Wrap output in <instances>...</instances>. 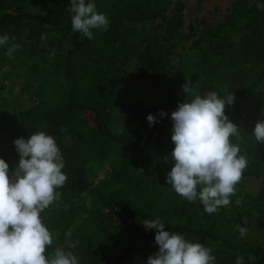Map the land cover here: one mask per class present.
Wrapping results in <instances>:
<instances>
[{
    "label": "trees",
    "instance_id": "trees-1",
    "mask_svg": "<svg viewBox=\"0 0 264 264\" xmlns=\"http://www.w3.org/2000/svg\"><path fill=\"white\" fill-rule=\"evenodd\" d=\"M36 1L43 6L31 11L0 0V34L24 22L67 34L72 47L62 63L66 92L53 108L38 95L16 112L15 121H1L2 117L0 121L13 140L46 132L55 138L64 157L67 181L57 189L61 198L41 213L43 223L55 231L47 254L60 248L71 251L79 264H147L159 246L156 230H146L143 221L158 216L165 231L187 240H210L206 247L216 264H236L238 256L243 264H264V248L243 240L236 230V225L243 226L240 218L229 219L215 234L224 207L208 214L199 199L187 201L166 180L175 163L171 113L179 103L208 91L234 94V103L225 107L229 120L239 127L231 142L236 144L240 137L245 151L260 149L258 161H250L251 172L259 173L264 143L256 141L253 129L264 120V4L251 9L236 3L227 19L230 35L214 34L210 50L190 66L176 67V83L163 90L166 62L156 37L145 36L134 43L125 26L128 20L158 16L167 0H114L98 7L110 24L106 31L93 29L92 39L72 30L71 0ZM180 17L178 7L168 25L170 38ZM188 81L193 91L186 94L182 85ZM160 110L166 115L161 117ZM149 114L156 117L151 126ZM96 159H109L105 185L95 184L89 174ZM238 194L244 197L241 191ZM241 201L245 209L254 202ZM112 204L130 221L116 224ZM260 222L264 224L263 216ZM203 223L209 225L203 227ZM69 230L71 236L66 235Z\"/></svg>",
    "mask_w": 264,
    "mask_h": 264
},
{
    "label": "clouds",
    "instance_id": "clouds-1",
    "mask_svg": "<svg viewBox=\"0 0 264 264\" xmlns=\"http://www.w3.org/2000/svg\"><path fill=\"white\" fill-rule=\"evenodd\" d=\"M68 11L73 14L72 30L88 39L93 38V29L106 31L109 27L106 14L98 12L93 2L71 0ZM0 46H7L9 57L21 47L10 43L7 34L0 37ZM182 89L186 94L193 91L189 81ZM234 100L230 91L223 96L208 91L179 103L171 113V139L175 145L171 155L175 163L166 176L167 183L187 201L199 199L208 214L231 203L230 197L235 195L236 185L248 166L239 145L231 142L239 127L225 114L226 105H232ZM159 115L166 113L160 110ZM147 120L150 126L156 123L152 114ZM253 135L257 142L264 143V120L256 123ZM13 143L20 156L15 169L10 172L8 163L0 158V264H79L71 251L56 248L47 254L53 234L43 223L41 213L61 198L57 189L67 181L62 171L65 160L55 138L39 131ZM236 204L240 205L241 200ZM143 224L146 230H156L155 242L159 246V252L150 256L147 264H216L210 248L190 242L182 234L165 231L160 217L146 219ZM236 230L241 237L248 231L241 225H236ZM71 234L69 230L66 235ZM236 264H243V258L238 256Z\"/></svg>",
    "mask_w": 264,
    "mask_h": 264
},
{
    "label": "rangeland",
    "instance_id": "rangeland-1",
    "mask_svg": "<svg viewBox=\"0 0 264 264\" xmlns=\"http://www.w3.org/2000/svg\"><path fill=\"white\" fill-rule=\"evenodd\" d=\"M114 0H86L93 2L97 9L107 7ZM16 6L27 10H37L43 5L36 0H11ZM242 2L251 9H261L264 0H167L165 8L156 17L144 20H128L126 34L134 43L142 41L143 37H156L157 45L166 71L162 77V88L168 90L176 83L175 69L180 65L190 66L204 52H208L216 37L214 34L230 35L231 28L227 25L228 15L234 5ZM180 8V25L175 27L171 35L168 25L174 21L173 15ZM237 23L236 25H238ZM35 31L39 35L35 36ZM7 34L10 43L20 44L21 47L11 57L6 55L7 46H0V119L15 121L16 112L31 104L33 99L45 97L51 108L64 98L66 84L62 72L63 58L71 49L72 43L65 33L57 32L46 27H39L32 22L12 24L4 30L0 37ZM221 60V58H219ZM226 61L225 59L221 60ZM156 96L155 93L151 94ZM0 121V158L9 165L10 172L19 163L20 156L16 151L14 140L7 133ZM2 124V125H1ZM241 154L246 155L248 166L244 170L243 179L236 185V193L231 203L224 207L222 216L218 219L214 233L219 234L231 218H240L248 231L242 237L247 242H256L264 248V160L259 162V173L251 172L250 161L257 162L260 149L249 153L239 144ZM89 174L97 185H105L110 174L109 159L93 160ZM241 191L244 197L238 194ZM246 198L254 201L247 208H242L236 201ZM208 223H203L207 227ZM52 234L55 231L50 230ZM190 242L201 243L205 246L210 240L204 238L189 239Z\"/></svg>",
    "mask_w": 264,
    "mask_h": 264
},
{
    "label": "built area",
    "instance_id": "built-area-1",
    "mask_svg": "<svg viewBox=\"0 0 264 264\" xmlns=\"http://www.w3.org/2000/svg\"><path fill=\"white\" fill-rule=\"evenodd\" d=\"M114 209V222L120 224L122 221L129 222L130 219L121 214L120 209L112 204Z\"/></svg>",
    "mask_w": 264,
    "mask_h": 264
}]
</instances>
